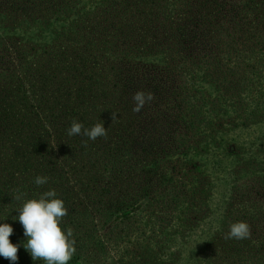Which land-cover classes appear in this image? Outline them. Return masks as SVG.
<instances>
[{
	"label": "trees",
	"instance_id": "1",
	"mask_svg": "<svg viewBox=\"0 0 264 264\" xmlns=\"http://www.w3.org/2000/svg\"><path fill=\"white\" fill-rule=\"evenodd\" d=\"M75 1L83 0H23L16 5H8L0 0V53L7 57V64L11 56H7L11 54L6 45L10 42L8 38L29 36L36 42V45H31L27 60L20 53L21 49H14L12 54L18 55L15 59L18 60L16 64H19V69H16L11 57L13 64L8 65L7 70L3 67L4 75L0 74V78L4 77L8 81L0 85V219L10 217V214L16 219L18 210L26 200L36 199L43 192L54 189L68 211L60 226L64 231L72 228L76 241V253L68 264H80L79 259L85 257L82 255L84 244L97 232L96 226H105L112 217L115 219L113 225L116 226L123 223L122 219L129 213L131 217L125 219L127 221L137 215V211H132L141 204L138 196L148 189L150 182L149 175L142 178L145 165L153 172V166L160 160L170 162L173 158L182 157L190 161L188 155L192 156L193 148L189 134L193 135L195 131L208 129V134L218 133L221 139L222 130L218 125L210 127L211 122L207 119L204 107L209 99L200 94L199 98L184 100V92L191 86H207L208 89L216 78H227L232 73L222 72L224 63L242 51L251 38H257V33L264 36V7L260 8L264 6V0L254 7L250 5L252 0H235L230 5L226 0H118L117 7L109 4L103 13L106 16L119 8L120 23L104 20L96 36L99 39L94 38L92 43H81L77 36L72 41L77 45L69 51V47L64 46L71 40L68 29L64 30V24L54 29L57 34L52 41L57 53L68 51L74 54L71 56L69 53L66 59H74L76 65L82 63L88 72L83 78H80V72L53 83L48 78L50 71L60 63L67 70V62L64 57L58 59L49 49H45L44 35L53 33L49 31L54 28L50 27V20H57L59 15L63 17L61 10L64 15L66 11L74 14L72 8L77 7ZM145 7L149 9L145 10ZM259 8L263 10V13L260 12L263 17L255 23L249 13H258ZM168 12H171V16L165 17L164 14ZM128 19L131 21L128 22ZM47 21H50L48 28L45 25ZM245 25L251 29L247 31L248 35H245ZM95 28L90 31L91 34L97 32L98 28ZM241 39L245 42H241V48L236 50L234 41ZM1 57L0 65L4 66ZM105 63L108 65L106 68ZM13 65V71L6 72ZM92 72L95 74L91 75ZM72 79L74 89L70 96L66 85ZM105 80L110 82L109 87L104 84ZM138 90L154 95V100L146 103L142 110L148 111L161 105L173 110L171 117L168 115L165 119L177 125L170 130L165 140H162L161 135L154 136L152 141H156L155 144L150 142L141 145L148 128L145 135L133 119L139 112L132 111V95ZM197 92L206 94L204 89ZM115 94L124 100L123 111L128 116L126 128L129 135V139L124 141V144H129L121 150L118 159L113 151L115 141H111L108 135L106 139L88 140L84 144L82 137H69L66 132L74 119L87 127V117H84L86 110L94 112L100 102L108 107L109 98H116ZM110 112L112 110L106 109L101 113L106 116ZM188 113L190 115L186 117ZM98 121L99 117L96 123ZM136 127L138 129L133 130ZM151 127H154L153 123ZM126 128L124 126V130ZM194 142H199V139ZM65 145H68V151ZM259 150L264 151L262 148ZM129 159H134L135 164L131 166V174L135 171L133 177L142 179L137 183L131 182L133 191H115L114 180L121 176L117 172L129 164ZM84 162L92 166L106 163V178H99L98 167H92L98 170V177L96 173L91 172L88 177L83 173L86 182H81L82 176L78 174L83 172ZM36 176H46L48 182L36 186ZM80 194L86 199L79 200ZM87 194H91V202ZM17 196L20 199H16ZM163 203L168 210L167 203L161 200H156L153 208L163 210ZM148 208L150 205L147 203ZM259 217L260 214L257 220ZM14 223L20 224L18 219ZM128 227L126 222L123 230ZM253 232L251 245L261 250L264 238H254L257 228ZM262 258L261 264H264ZM21 264L34 263L28 258Z\"/></svg>",
	"mask_w": 264,
	"mask_h": 264
},
{
	"label": "rangeland",
	"instance_id": "2",
	"mask_svg": "<svg viewBox=\"0 0 264 264\" xmlns=\"http://www.w3.org/2000/svg\"><path fill=\"white\" fill-rule=\"evenodd\" d=\"M4 1L8 5H16L23 0ZM116 1L118 0L75 1L77 7L72 8L74 14L66 11V15H64L61 10L65 20L59 15L57 20H50L51 26L50 21L45 24L46 28L54 27L49 29V31H53L51 35H44L45 49H49L58 59L68 58L70 52L58 54L55 43L53 44L52 41L57 34L54 29H59L62 24L65 25L64 30L67 28L70 33L71 40L64 45L69 47V51L74 48V45H77L72 42L77 36L80 37L81 43L89 41L92 43L94 38L98 40L99 37L96 36L98 32L100 33L99 28L104 24V20H113L115 24L120 23L121 11L119 8L113 9L115 12L112 11L106 16L103 13V9L109 4L111 7H117ZM226 1L230 5L235 0ZM251 2H253L250 3L251 7H254L261 1L252 0ZM260 8L258 13L257 11L249 13L251 20L255 23L260 22L263 17L260 13L263 10ZM148 9L145 7V10ZM170 13L168 12L164 16H171ZM40 21L43 22L42 19ZM129 21L131 19H128ZM93 27L98 28L95 34L90 32ZM245 27V35H248L247 31L251 29L248 25ZM8 40L10 42L6 45L11 52V54H7V56L11 55L10 62L7 64V57L0 53L4 63V66L0 65L1 75H4L3 67L4 70H7L8 65L13 64L11 57L14 59L16 69H19V64H16L18 60L15 59V57L18 58V55L12 54L14 49L16 51L21 49L20 53L27 60L31 54V45H36L33 38L29 36L8 38ZM241 42L245 41L242 39L234 41L233 46L236 50L241 48ZM70 54L74 56V54ZM231 58L224 63L222 70L223 73L225 72L224 74L232 73L229 76L226 75L227 78H216L215 83L212 82V86H208V89L207 86L194 88L190 85L191 87L189 86L190 88L184 92V100H188L189 97H191L190 99L199 98L200 94L209 99L204 109L207 119L211 122L210 127L218 125L222 130L221 139L218 133L216 135L208 134V129L195 131L193 135L188 133L193 148L192 156L188 155L191 157L190 161L184 160L182 157L173 158L170 162L160 160L153 166V172L149 171L148 166L145 165L142 178L149 175L150 182L148 189L138 196L141 204L132 211H137V215L127 221L125 219L131 217V213H129L126 218H120L124 222L116 226L113 225L115 222L113 217L105 226L101 227V224L98 223L97 232L84 244L82 255L85 257L79 259L80 264H108L110 262L114 264H261L263 262L264 247L258 250V246H252L250 241L256 228L257 236L255 235L254 238H264V151L259 150L264 149V36L257 33V38H251L250 42H246V47L232 55ZM97 61H100L99 58ZM66 62L67 70L64 69V64L60 63L50 71L48 78L53 83L61 82L62 78L72 77L80 72H82L80 78L87 75L88 71L82 63L76 65L74 59L72 61L66 59ZM14 65L6 72H12ZM107 66L105 63L104 68ZM90 74L94 75L95 73ZM28 78L32 81L30 76ZM73 81L72 79L70 84L66 85V91L67 93L69 91L70 96L74 89ZM6 82H8L7 79L0 78V85H4ZM104 84L110 86V82L107 80L104 81ZM8 87L12 90L10 84ZM201 89H204L206 94L197 92ZM115 96L118 98H109L111 101L108 107L100 102L94 112L89 113L86 110L84 117H87L85 121L89 128L96 123V119L99 117L98 122H103V126L107 129V135L111 141H115L113 151L118 159L121 157V150L129 144H124V141L129 139V135L127 136L126 128L128 116L123 111L122 101L124 102V100L118 94ZM131 102L134 106L133 101ZM97 103L98 101L95 102V105ZM79 105L82 110V103ZM106 109L112 110V113L115 114L116 119L113 122L111 112L106 116L101 113ZM171 111L173 110L168 109L167 105H161L148 111L141 109L133 118L136 126H140L145 135L148 128L145 141L141 145H148L150 142L155 144L156 141H152L154 136L161 135L162 140L167 138L170 130L177 125H173L170 119L169 121L165 119L168 115L171 117ZM189 115L190 113L186 117ZM152 123L154 127H151ZM124 126L126 130H124ZM138 127L133 130H137ZM197 139L199 142L195 143L194 141ZM65 150H69L68 145H65ZM134 159H129V164L122 166L117 172L121 176L114 180L115 191L124 192L127 189L133 191L131 182L137 183L142 179L133 177L135 171L133 175L130 172L131 166L135 165ZM99 162L101 161L96 163ZM83 164H85L82 168L83 172L78 174L82 176L81 182H86L83 173L87 177L91 172L96 173L95 175L98 177V170L93 169L95 167L99 169V178H106L104 170L108 167L106 163L96 166L87 162ZM76 183H80V181L78 180ZM74 189L76 190L77 187L75 186ZM87 195L91 202V194ZM78 196L79 200L86 199L82 194ZM156 200L165 201L168 210L164 203L161 204L164 207L163 210L154 209ZM147 203L150 205L148 209H146ZM258 214L260 217L257 220ZM0 220V223H7L14 230L9 239L11 243L19 245L18 260L15 264H21L28 258L34 264H41V261H33L31 255L23 247L27 237L24 236L22 225L14 223L16 220L14 216L10 214V217L5 216ZM238 221H245L251 226V237L244 240L225 239L229 225ZM126 222L129 227L123 230V225ZM97 238L99 239L97 240ZM0 264H11V262L0 256Z\"/></svg>",
	"mask_w": 264,
	"mask_h": 264
},
{
	"label": "clouds",
	"instance_id": "3",
	"mask_svg": "<svg viewBox=\"0 0 264 264\" xmlns=\"http://www.w3.org/2000/svg\"><path fill=\"white\" fill-rule=\"evenodd\" d=\"M134 107L132 111L138 113L146 103L154 100L151 92L138 90L132 95ZM116 119L112 113V122ZM69 137H82V143L88 140L95 141L98 138H107V129L103 122H97L90 128L85 127L82 122L73 120L66 129ZM83 138H87L86 140ZM48 182L46 176H36L34 183L42 186ZM20 199L19 196L15 197ZM16 219L24 229L27 237L23 244L25 250L31 255L33 261H42L43 264H68L76 253L75 239L72 228L62 230L61 223L67 216L68 211L64 201L57 198L54 189L47 190L36 199L26 200L18 210ZM13 228L7 223H0V256L15 264L18 260L19 245L10 242L9 237L13 234ZM251 237V226L245 221L233 222L225 233V239L244 240Z\"/></svg>",
	"mask_w": 264,
	"mask_h": 264
}]
</instances>
